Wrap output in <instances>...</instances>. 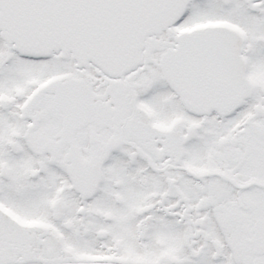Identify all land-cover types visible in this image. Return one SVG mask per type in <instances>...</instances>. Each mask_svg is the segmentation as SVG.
<instances>
[{"label": "snow or ice", "instance_id": "1", "mask_svg": "<svg viewBox=\"0 0 264 264\" xmlns=\"http://www.w3.org/2000/svg\"><path fill=\"white\" fill-rule=\"evenodd\" d=\"M0 264H264V0H0Z\"/></svg>", "mask_w": 264, "mask_h": 264}]
</instances>
